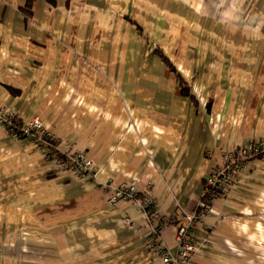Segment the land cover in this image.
<instances>
[{"label": "crops", "instance_id": "1", "mask_svg": "<svg viewBox=\"0 0 264 264\" xmlns=\"http://www.w3.org/2000/svg\"><path fill=\"white\" fill-rule=\"evenodd\" d=\"M0 0V112L39 118L94 180L0 128V264H164L224 154L264 139V0ZM151 192L110 204L103 186ZM195 229L192 264H264V159ZM153 210L156 216H153ZM165 220H170L168 224Z\"/></svg>", "mask_w": 264, "mask_h": 264}, {"label": "built area", "instance_id": "2", "mask_svg": "<svg viewBox=\"0 0 264 264\" xmlns=\"http://www.w3.org/2000/svg\"><path fill=\"white\" fill-rule=\"evenodd\" d=\"M17 120L15 114L0 112V128L18 139L21 135L36 138L40 149L46 153L48 159L55 164L60 172H67L83 181H91L96 178L98 168L95 162L83 152L61 153L55 144L56 137L45 130L39 118H35L27 127L21 128L20 136L14 125ZM263 154L264 139L249 148L226 152L223 165L206 179L205 192L196 211L192 214L185 213L177 221H174L178 227L177 254L173 256L167 251L164 244L159 241L157 230L154 231V236L149 240V249L161 256L164 264H192L194 255L200 247L195 236L197 225L209 216L218 215L213 207L214 201L217 198L227 197L239 183V176L250 170L252 160L261 157ZM103 188L109 189L113 193L109 200L110 204L120 201L137 202L146 214L149 209L153 208L154 202L149 190L146 192V196L140 199L137 186L134 184H124L120 187H113L112 184H108ZM152 215L156 216V211L153 210ZM169 222L170 220H165L166 224Z\"/></svg>", "mask_w": 264, "mask_h": 264}, {"label": "trees", "instance_id": "3", "mask_svg": "<svg viewBox=\"0 0 264 264\" xmlns=\"http://www.w3.org/2000/svg\"><path fill=\"white\" fill-rule=\"evenodd\" d=\"M37 0H26V4H25V7H24V12H26L27 14H31L33 8H34V5L36 3ZM14 125L15 127L17 128V132L20 136V130L22 127H20L18 124H17V121L14 122ZM20 138H23V136L21 135ZM262 159H264V154L261 156Z\"/></svg>", "mask_w": 264, "mask_h": 264}]
</instances>
